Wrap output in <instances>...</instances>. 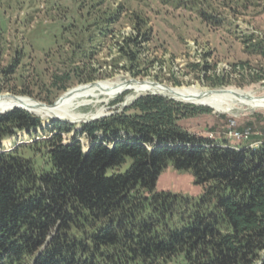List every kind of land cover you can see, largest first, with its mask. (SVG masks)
Masks as SVG:
<instances>
[{
	"label": "trees",
	"instance_id": "trees-1",
	"mask_svg": "<svg viewBox=\"0 0 264 264\" xmlns=\"http://www.w3.org/2000/svg\"><path fill=\"white\" fill-rule=\"evenodd\" d=\"M139 42L134 34L121 45L136 75L144 72ZM244 43L264 57V38L249 35ZM97 70L55 72L52 86L67 90L96 79ZM235 70L264 76L248 61ZM212 111L144 94L84 123L87 150L78 138L64 141L72 126L60 120L52 121L58 132L38 144L0 149V264H264V142L234 145L181 123ZM40 126L42 119L23 108L1 113L0 146L17 130ZM170 161L193 173L202 188L197 197L158 189Z\"/></svg>",
	"mask_w": 264,
	"mask_h": 264
},
{
	"label": "rangeland",
	"instance_id": "rangeland-1",
	"mask_svg": "<svg viewBox=\"0 0 264 264\" xmlns=\"http://www.w3.org/2000/svg\"><path fill=\"white\" fill-rule=\"evenodd\" d=\"M204 13L214 14L220 24ZM134 34L140 41V68L144 69L139 75L129 68V59L121 50L125 38ZM249 35L264 38V0H0V94L52 104L78 85L136 78L179 88L248 89L264 96V76L254 80L235 70L237 62L248 61L264 75V57L244 43ZM89 65L98 68L96 79L73 82L64 91L52 86L55 72L61 74L76 66L88 70ZM211 76L227 81L216 86L209 81ZM129 92L103 96L102 102L79 110L95 112L104 107V114L111 116L124 110ZM39 106L44 105L36 104ZM212 109L181 123L200 135L222 142L228 139L234 145L264 140V107L237 103L229 112ZM27 111L39 116L42 126L17 130L3 140L0 149L50 138L58 132L54 120L71 124V131L62 132L65 142L78 138L86 150L91 145V138L79 133L86 121H65ZM236 132L242 135L232 136ZM131 163L129 157L120 170L126 171ZM37 164L43 166V161ZM158 189L196 197L202 190L191 171H179L171 161L159 178Z\"/></svg>",
	"mask_w": 264,
	"mask_h": 264
},
{
	"label": "bare ground",
	"instance_id": "bare-ground-1",
	"mask_svg": "<svg viewBox=\"0 0 264 264\" xmlns=\"http://www.w3.org/2000/svg\"><path fill=\"white\" fill-rule=\"evenodd\" d=\"M127 91H130L125 99L128 102L143 93L156 91L186 101L206 103L214 106L216 110L225 112L231 111L237 103L252 107H264V96L256 95L248 89L232 88L223 91L207 92L206 88L202 90L195 86H190L182 88L176 87L175 92H171L165 84L154 85L150 81H132L128 83L103 80L93 84L85 83L84 85L70 88L53 105L36 107V101L27 96L22 98L23 100L9 95L3 96L0 97V111L11 109L13 106L24 103L33 112L39 113L44 117H62L72 122H84L92 117L104 114L106 110L103 107L95 112H84L79 110V108L81 109L84 105L102 102L103 96L107 98L115 97ZM107 98H104L103 101H106Z\"/></svg>",
	"mask_w": 264,
	"mask_h": 264
},
{
	"label": "water",
	"instance_id": "water-1",
	"mask_svg": "<svg viewBox=\"0 0 264 264\" xmlns=\"http://www.w3.org/2000/svg\"><path fill=\"white\" fill-rule=\"evenodd\" d=\"M132 81H142V82H145V81H150V82H152L154 85H162L163 83H160V82H158V81H151V80H139V79H136V78H130V79H128L126 82H128V83H130V82H132ZM96 82H98V81H92V82H89V84H93V83H96ZM166 85V87L171 91V92H175V86H171V85H168V84H165ZM226 88H216V89H208L207 90V92H213V91H223V90H225ZM146 94H159V95H164V96H167V97H170V98H173V99H176V100H179V101H184V102H189V103H193V104H196V105H203V106H207V107H210V108H214V109H216L214 106H212V105H208V104H206V103H196V102H194V101H186V100H184V99H178V98H176L175 96H172V95H167V94H163V93H160V92H153V91H149V92H147ZM142 95H144V94H141V95H138V96H136L133 100H131V101H125L124 102V104H123V108L125 109L127 106H129V105H131V104H133L139 97H141ZM2 96H4V95H2V94H0V97H2ZM16 98H18V99H20V100H23L21 97H18V96H15ZM55 103V102H54ZM54 103H52V104H47V103H36V104H42V105H44V106H46V105H53ZM15 108H26L27 110H30V108L28 107V106H26L24 103L22 104V105H16V106H13L11 109H6V110H4V111H0V114L1 113H4V112H7V111H9V110H12V109H15ZM218 111H220V110H218ZM108 115H110V114H101V115H98V116H95V117H92L91 119H89V120H87L86 122H91V121H95V120H99V119H102V118H104V117H106V116H108ZM54 118H56V119H62V120H65V121H70V120H68V119H65V118H62V117H54ZM91 146L89 145V148H90ZM88 148V149H89Z\"/></svg>",
	"mask_w": 264,
	"mask_h": 264
},
{
	"label": "built area",
	"instance_id": "built-area-1",
	"mask_svg": "<svg viewBox=\"0 0 264 264\" xmlns=\"http://www.w3.org/2000/svg\"><path fill=\"white\" fill-rule=\"evenodd\" d=\"M235 135H233V133H232V136H241L242 135V133H240V132H236V133H234ZM264 142V140L263 141H260V142H258V143H256V144H253V146L254 145H259L260 143H263Z\"/></svg>",
	"mask_w": 264,
	"mask_h": 264
}]
</instances>
